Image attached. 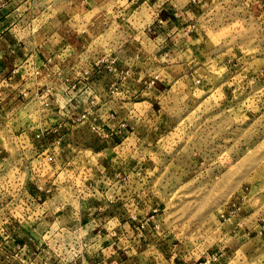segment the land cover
Instances as JSON below:
<instances>
[{"label":"clouds","instance_id":"1","mask_svg":"<svg viewBox=\"0 0 264 264\" xmlns=\"http://www.w3.org/2000/svg\"><path fill=\"white\" fill-rule=\"evenodd\" d=\"M0 264H264V0H0Z\"/></svg>","mask_w":264,"mask_h":264},{"label":"rangeland","instance_id":"2","mask_svg":"<svg viewBox=\"0 0 264 264\" xmlns=\"http://www.w3.org/2000/svg\"><path fill=\"white\" fill-rule=\"evenodd\" d=\"M206 103H207V101H206ZM253 107H254V105H252ZM183 191H187V189H185V190H183ZM180 194L179 193H177V196H179ZM186 199H188V200H191V199H193V197L191 196V195H189L188 197H186ZM194 210V209H193Z\"/></svg>","mask_w":264,"mask_h":264}]
</instances>
